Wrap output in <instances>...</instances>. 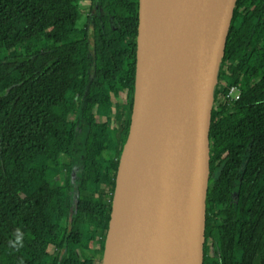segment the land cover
<instances>
[{"label":"trees","instance_id":"1","mask_svg":"<svg viewBox=\"0 0 264 264\" xmlns=\"http://www.w3.org/2000/svg\"><path fill=\"white\" fill-rule=\"evenodd\" d=\"M137 18L138 0H0V264L101 263ZM202 264H264V0L236 1L219 66Z\"/></svg>","mask_w":264,"mask_h":264},{"label":"water","instance_id":"2","mask_svg":"<svg viewBox=\"0 0 264 264\" xmlns=\"http://www.w3.org/2000/svg\"><path fill=\"white\" fill-rule=\"evenodd\" d=\"M236 1L138 0L100 264H202L213 95Z\"/></svg>","mask_w":264,"mask_h":264},{"label":"rangeland","instance_id":"3","mask_svg":"<svg viewBox=\"0 0 264 264\" xmlns=\"http://www.w3.org/2000/svg\"><path fill=\"white\" fill-rule=\"evenodd\" d=\"M79 4V6L81 5V9H80V11H81V14H82V19H81V23L83 24V21H84V18L86 17V15H87V12H88V5L87 4H84V3H81V2H79L78 3ZM92 11V10H91ZM90 29H91V27L90 26H88ZM221 79H222V81H224V82H226L227 80H228V76L226 75H223L222 77H221ZM124 98H125V95L122 93V94H120L119 96H118V98H111V101H110V111H111V115H113V112H114V110L115 109H117V106L118 105H120V102L121 101H123L124 100ZM97 120H98V118H97ZM82 128L81 129H79L78 131H77V134H76V144L79 142H81V141H83V139H84V132H85V122H83L82 123ZM84 128V129H83ZM106 158V157H105ZM55 181H58V179L57 178H55V179H53L52 180V185H54L55 184ZM74 184H76V183H73V186H74ZM68 196H69V198H70V200H71V202H73L74 201V196H75V190L74 189H72V191H70L69 193H68ZM213 247H210L209 248V252H213ZM90 251H88V252H86V255L87 256H90Z\"/></svg>","mask_w":264,"mask_h":264},{"label":"clouds","instance_id":"4","mask_svg":"<svg viewBox=\"0 0 264 264\" xmlns=\"http://www.w3.org/2000/svg\"><path fill=\"white\" fill-rule=\"evenodd\" d=\"M14 235L15 239L9 241L10 246L13 248L23 247L24 233L20 229H16Z\"/></svg>","mask_w":264,"mask_h":264},{"label":"built area","instance_id":"5","mask_svg":"<svg viewBox=\"0 0 264 264\" xmlns=\"http://www.w3.org/2000/svg\"><path fill=\"white\" fill-rule=\"evenodd\" d=\"M238 88L235 87L234 85L230 86L225 94V97L226 98H229V99H234L236 100L238 98Z\"/></svg>","mask_w":264,"mask_h":264},{"label":"flooded vegetation","instance_id":"6","mask_svg":"<svg viewBox=\"0 0 264 264\" xmlns=\"http://www.w3.org/2000/svg\"><path fill=\"white\" fill-rule=\"evenodd\" d=\"M238 90H239V89H238ZM238 94H239V91H238ZM238 96H239V95H238ZM231 99H232V98H231ZM237 99H238V98H237ZM237 99H236V100H237Z\"/></svg>","mask_w":264,"mask_h":264}]
</instances>
